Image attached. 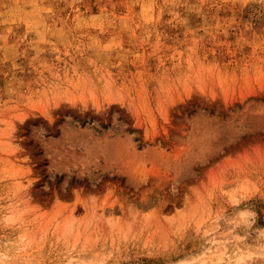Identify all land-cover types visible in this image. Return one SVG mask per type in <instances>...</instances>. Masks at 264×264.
Returning <instances> with one entry per match:
<instances>
[{"label": "rangeland", "instance_id": "374dc122", "mask_svg": "<svg viewBox=\"0 0 264 264\" xmlns=\"http://www.w3.org/2000/svg\"><path fill=\"white\" fill-rule=\"evenodd\" d=\"M0 264H264V0H0Z\"/></svg>", "mask_w": 264, "mask_h": 264}]
</instances>
